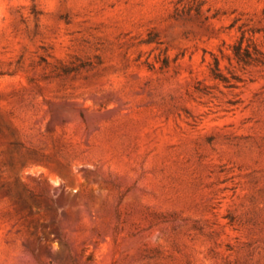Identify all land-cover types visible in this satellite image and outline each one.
Masks as SVG:
<instances>
[{"label": "rangeland", "instance_id": "obj_1", "mask_svg": "<svg viewBox=\"0 0 264 264\" xmlns=\"http://www.w3.org/2000/svg\"><path fill=\"white\" fill-rule=\"evenodd\" d=\"M242 36L264 0H0V264H264Z\"/></svg>", "mask_w": 264, "mask_h": 264}, {"label": "trees", "instance_id": "obj_2", "mask_svg": "<svg viewBox=\"0 0 264 264\" xmlns=\"http://www.w3.org/2000/svg\"><path fill=\"white\" fill-rule=\"evenodd\" d=\"M232 52L236 62L244 66L261 63L264 58V51L252 46L251 43L245 44V37L243 36L232 46ZM210 70L213 79L232 86L228 77L222 72L217 58H214Z\"/></svg>", "mask_w": 264, "mask_h": 264}]
</instances>
